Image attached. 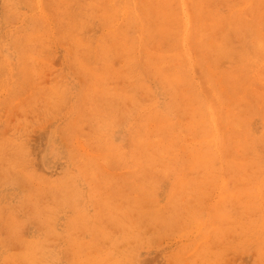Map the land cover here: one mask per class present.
Returning <instances> with one entry per match:
<instances>
[{
  "label": "rangeland",
  "instance_id": "obj_1",
  "mask_svg": "<svg viewBox=\"0 0 264 264\" xmlns=\"http://www.w3.org/2000/svg\"><path fill=\"white\" fill-rule=\"evenodd\" d=\"M0 264H264V0H0Z\"/></svg>",
  "mask_w": 264,
  "mask_h": 264
}]
</instances>
